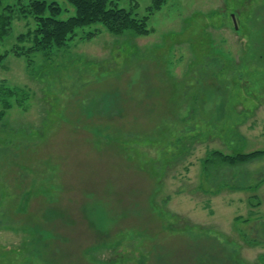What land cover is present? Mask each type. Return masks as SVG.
Wrapping results in <instances>:
<instances>
[{
    "label": "rangeland",
    "instance_id": "rangeland-1",
    "mask_svg": "<svg viewBox=\"0 0 264 264\" xmlns=\"http://www.w3.org/2000/svg\"><path fill=\"white\" fill-rule=\"evenodd\" d=\"M112 2L149 34L95 24L0 67V264H262L264 156L203 161L264 151V0ZM190 115L207 138L178 159Z\"/></svg>",
    "mask_w": 264,
    "mask_h": 264
},
{
    "label": "trees",
    "instance_id": "trees-1",
    "mask_svg": "<svg viewBox=\"0 0 264 264\" xmlns=\"http://www.w3.org/2000/svg\"><path fill=\"white\" fill-rule=\"evenodd\" d=\"M73 10V15L65 20L60 19L63 9L54 0H0V67L3 61L10 55L15 57H26L37 53H45L51 50H59L67 46L73 39L78 29L100 24L111 35H121L124 32H132L138 37L149 34L147 29L148 16L141 19L135 18L131 11L116 7L112 0H64ZM168 0H152L148 7V15L158 11ZM23 19H31L33 28L15 38L14 46L9 50L2 51L4 42L10 37L13 24ZM5 108L10 106L3 103ZM194 114V110L189 111ZM0 113V119L3 117ZM194 116L182 119L184 125L183 135L176 139L175 144L169 143L167 150L178 149L179 158L189 150V147L207 133L197 132L193 126ZM181 121V120H180ZM191 122V125L189 124ZM173 123H176L173 120ZM201 123V122H200ZM171 125L169 126L170 129ZM188 129V130H186ZM196 130V133L192 134ZM177 133V131H176ZM188 133V134H187ZM191 133V134H190ZM185 134V135H184ZM190 134V135H189ZM172 135V134H171ZM203 137V138H204ZM264 156V151L249 154H235L226 156L220 152H212L203 161L205 167L219 165L233 167L251 162ZM174 160V159H173ZM261 183L254 187L258 188ZM264 264V255L260 257Z\"/></svg>",
    "mask_w": 264,
    "mask_h": 264
}]
</instances>
